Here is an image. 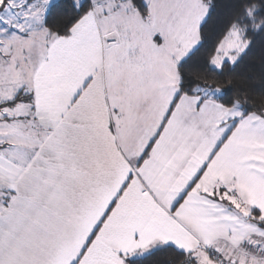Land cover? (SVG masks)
Instances as JSON below:
<instances>
[{
	"label": "snow or ice",
	"instance_id": "1",
	"mask_svg": "<svg viewBox=\"0 0 264 264\" xmlns=\"http://www.w3.org/2000/svg\"><path fill=\"white\" fill-rule=\"evenodd\" d=\"M0 0V264H264V0Z\"/></svg>",
	"mask_w": 264,
	"mask_h": 264
},
{
	"label": "trees",
	"instance_id": "2",
	"mask_svg": "<svg viewBox=\"0 0 264 264\" xmlns=\"http://www.w3.org/2000/svg\"><path fill=\"white\" fill-rule=\"evenodd\" d=\"M229 0H217L216 13L212 20L205 27V47L201 49L200 56L206 58L208 50L215 44L218 39L217 17L221 18L227 14V4ZM264 72V41L257 39L256 44L249 51L248 55L241 61L239 66L234 70L233 75L237 77L252 76L253 83L259 87L260 74ZM174 254L168 251H159L150 258L145 259V264H173Z\"/></svg>",
	"mask_w": 264,
	"mask_h": 264
}]
</instances>
